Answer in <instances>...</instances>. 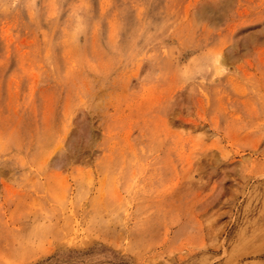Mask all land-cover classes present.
<instances>
[{
  "label": "rangeland",
  "instance_id": "obj_1",
  "mask_svg": "<svg viewBox=\"0 0 264 264\" xmlns=\"http://www.w3.org/2000/svg\"><path fill=\"white\" fill-rule=\"evenodd\" d=\"M0 264H264V0H0Z\"/></svg>",
  "mask_w": 264,
  "mask_h": 264
}]
</instances>
